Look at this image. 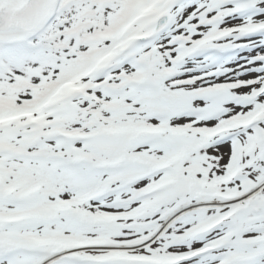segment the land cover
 Here are the masks:
<instances>
[{
    "label": "snow or ice",
    "instance_id": "6c2138e0",
    "mask_svg": "<svg viewBox=\"0 0 264 264\" xmlns=\"http://www.w3.org/2000/svg\"><path fill=\"white\" fill-rule=\"evenodd\" d=\"M0 264H264V0H0Z\"/></svg>",
    "mask_w": 264,
    "mask_h": 264
}]
</instances>
